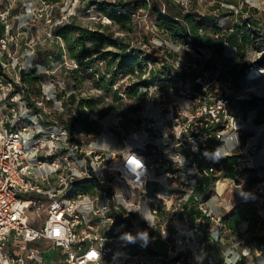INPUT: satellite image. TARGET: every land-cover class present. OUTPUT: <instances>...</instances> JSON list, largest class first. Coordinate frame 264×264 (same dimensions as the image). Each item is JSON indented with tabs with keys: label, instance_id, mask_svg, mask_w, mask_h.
I'll return each instance as SVG.
<instances>
[{
	"label": "built area",
	"instance_id": "1",
	"mask_svg": "<svg viewBox=\"0 0 264 264\" xmlns=\"http://www.w3.org/2000/svg\"><path fill=\"white\" fill-rule=\"evenodd\" d=\"M11 40L0 37V68L13 70L0 72V264H184L205 233L213 242L221 238L216 208L229 205L232 179L215 161L225 131L245 123L231 108L233 92L212 94L200 73L171 97L182 79L164 85L155 78L145 86L129 142L119 151L97 149L65 125L47 123L46 103L54 96L30 94L20 71L31 60L11 57ZM146 63L143 78L152 73ZM253 165L249 153L236 156L235 169ZM88 178L100 186L78 191L74 183ZM148 246L161 253L150 257Z\"/></svg>",
	"mask_w": 264,
	"mask_h": 264
},
{
	"label": "rangeland",
	"instance_id": "2",
	"mask_svg": "<svg viewBox=\"0 0 264 264\" xmlns=\"http://www.w3.org/2000/svg\"><path fill=\"white\" fill-rule=\"evenodd\" d=\"M102 1L118 0H0V37L4 34L12 37L7 46L11 57L17 61L27 59V63L31 60L25 72V75L30 72L34 76L32 80L25 81L30 94L37 97L42 94V90L49 91L53 98L64 103L63 109L57 108L59 105L55 101L46 103L48 122L72 124V120L81 112L88 114L94 129L88 132L76 123L73 130L82 134L86 143L94 141L93 145L97 149L104 147L119 151L123 149L125 141L129 142L126 140L128 136L136 131L138 111L147 100L145 86H135L139 94H133L134 91L127 93L125 87L134 90V84H139L137 82L141 79L150 82L160 78L164 85L182 79V87L170 90V96L173 97L185 91L193 74L204 73L203 79L208 82L207 89L212 94L227 90L234 93V100L264 97V0H174L184 3V10L194 12L197 19L204 16L213 19L214 22H207L206 26L208 34L214 38L212 47L197 46L185 39L173 37L160 27L151 11V0H145L147 8L138 10L132 9V0H119L125 4V10L117 12L130 17L129 21L123 23L113 22L98 10L95 2ZM248 20L256 22L257 32ZM69 23L72 27L69 33L71 43L82 41V59L95 60L87 66H81L69 55L66 41L56 34L59 25L62 27ZM215 26L220 28L219 36L231 33L235 45L225 43L220 52L214 53L220 47L211 29ZM79 28L85 33L80 34ZM244 28L245 38L242 37ZM95 30H99L101 37L106 40L119 39L131 48L142 50L146 54L145 59L152 65L149 78L142 77L147 63L142 67V74L139 70L132 74L115 72L117 75L113 77L116 62L105 65L104 60L97 57L105 52L113 54L119 51L120 44L94 40L92 32ZM112 54L107 55L108 60ZM2 57L9 59L5 54ZM0 72L11 76L13 70L8 66L4 71L0 68ZM80 101L85 106H78ZM231 108L240 113L235 103H232ZM254 116L255 112L248 111L242 115L245 123L240 130L225 131L223 148L228 151L227 154L237 156L249 153L255 161V165L247 169L252 170L244 175L229 177L232 180L226 198L230 202H257L259 212L263 214L264 123L253 124ZM220 154L225 156L222 150ZM28 195L24 192L19 194L23 199ZM44 218L45 213L42 212L39 222L42 223ZM110 228L108 224L105 230ZM192 245L195 251L187 259L192 264L205 263L202 257L205 252L216 258V248L225 252L228 262L236 253L234 248L226 251L228 247L224 243L215 248L211 239ZM250 255L254 257L257 253ZM253 260L249 256L245 264H253Z\"/></svg>",
	"mask_w": 264,
	"mask_h": 264
},
{
	"label": "trees",
	"instance_id": "3",
	"mask_svg": "<svg viewBox=\"0 0 264 264\" xmlns=\"http://www.w3.org/2000/svg\"><path fill=\"white\" fill-rule=\"evenodd\" d=\"M96 6H98V10L104 15H107L113 22L115 23H123L125 21H129L130 17L127 14H123L117 12V10H125V4L122 1H102L101 3L95 2ZM132 9L138 10L141 8H147V3L145 0H132ZM151 11L156 17V21L160 27L166 29L173 37H178L180 39H185L197 46H204V47H212V41L214 38L208 34L207 29V22H214L212 18H208L206 16L200 17L197 19L195 17V13L191 11H185L183 5L180 2H176L174 0H151ZM56 22V20H54ZM251 23L257 32L258 30L255 28L256 22L253 20H248ZM99 27L102 25L99 24ZM239 27V26H237ZM74 28V27H73ZM214 34L216 35L215 41L217 44L219 43L220 47L218 50H214L215 52H220L223 45L225 43L230 45H235V41L233 40V36L230 33L228 36L225 34H220L218 31L220 28L212 27ZM246 28L242 33V37H246ZM72 27L71 24H65L61 27L58 26L56 30V34L59 35L62 39L66 41L67 44V51L69 55L75 58L81 66H87L88 64L94 62L95 60L84 61L82 59L84 54V49L81 45V40H77L74 44L70 41L69 33L71 32ZM239 31V28L237 29ZM80 34L85 33V31L79 28ZM2 32V30H1ZM94 40L98 42H105L111 41V44H120V50L115 53L105 52L104 54L97 57V59L104 60L105 65H109L110 63L116 62L114 65L113 70V77L117 74L115 72H121L123 74L127 73H134V71L139 70L142 74V67L143 65L149 61L146 60V54L143 53L142 50L138 48H131L129 44L119 41V39L115 40H106L102 38V33L99 30H95L92 32ZM112 54V58L108 60L107 55ZM148 58V56H147ZM208 64H206V69ZM35 69L32 72L35 73ZM26 71L22 70V80L27 82L28 80H32L34 76L29 72L28 75H25ZM36 77V76H35ZM139 84H134V87L137 85L144 86L148 85V81L141 79ZM27 90L28 87L26 86ZM137 87L132 90L130 87H125V91L127 93H136ZM29 91V90H28ZM52 101L58 105V98H53ZM230 103H235L237 109L240 111V114L246 115L248 111L255 112L254 119L252 121L253 124H263L264 123V97L254 96L249 99H237L234 100L233 96L230 99ZM62 103V109L64 108V103ZM74 103V102H73ZM85 106L82 102H78V106ZM59 108V106H57ZM88 114H79L78 117L72 120V124H63L71 131L74 129L75 124H79L90 132L94 128L92 127V122L89 121ZM47 123H56V122H47ZM58 124V123H57ZM235 161L236 156L235 154H227L225 156L218 157L215 161V165L218 168H222V174L226 177L236 178L238 174L244 175L247 171L252 169H244L243 171H237L235 169ZM201 180V184H202ZM77 190L85 193H90L94 190L95 187L100 186L99 182L96 178H88L84 180H80L74 183ZM201 184L197 187V190L200 191L202 189ZM221 223L222 226L220 236L216 242H214L215 248L217 246H221V243L226 245L229 251L231 248L236 250V253L231 257V260H235V264H245L246 263V255L257 253L253 257V264H264V218L261 216L259 212V205L257 202L250 201V200H239L232 204V207L229 211L225 213H221ZM203 240H208V237H203ZM244 240L248 246V253L244 254L242 251L243 246L240 244V240ZM203 240L200 243H203ZM202 247V245H201ZM203 248V247H202ZM216 258H212L209 252H205L202 257L205 261L204 264H227V259L225 252L220 251V248L214 249ZM160 248H148V255L150 257H155L159 255ZM200 253V252H199ZM190 254H186L183 258L184 264H192L187 262V259ZM157 261H162V259H157Z\"/></svg>",
	"mask_w": 264,
	"mask_h": 264
},
{
	"label": "crops",
	"instance_id": "4",
	"mask_svg": "<svg viewBox=\"0 0 264 264\" xmlns=\"http://www.w3.org/2000/svg\"><path fill=\"white\" fill-rule=\"evenodd\" d=\"M102 146H106V145H104V144H101ZM110 147V146H109ZM224 147V146H223ZM225 148V147H224ZM226 149H223V153L225 154L226 153ZM227 155V154H226ZM204 182H206V181H204ZM79 191V190H78ZM81 192V191H80ZM234 203V201L232 202H230L229 201V205L227 206V207H224V208H216V210L218 211V212H221V213H225V212H227V211H229L230 210V208L232 207V204ZM191 212H193V210L191 211ZM261 213H263V214H261L262 215V217L264 218V211L263 212H261ZM203 237H205V239H206V237H208V239L210 238V236H209V233H205L203 236H202V238ZM148 248H152L151 246H148ZM57 254V252L56 251H53V252H51L50 253V255L48 256L49 258L50 257H54L55 255ZM247 257H246V260L249 258V256H251V258L253 259V256L252 255H250V254H248V255H246ZM246 262H248V261H246Z\"/></svg>",
	"mask_w": 264,
	"mask_h": 264
},
{
	"label": "clouds",
	"instance_id": "5",
	"mask_svg": "<svg viewBox=\"0 0 264 264\" xmlns=\"http://www.w3.org/2000/svg\"><path fill=\"white\" fill-rule=\"evenodd\" d=\"M129 239H131V238H129Z\"/></svg>",
	"mask_w": 264,
	"mask_h": 264
}]
</instances>
